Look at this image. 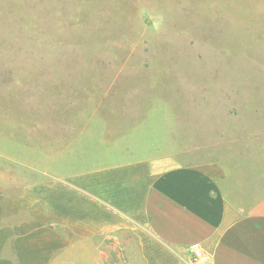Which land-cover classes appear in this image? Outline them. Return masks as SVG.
Returning a JSON list of instances; mask_svg holds the SVG:
<instances>
[{
	"label": "rangeland",
	"instance_id": "rangeland-1",
	"mask_svg": "<svg viewBox=\"0 0 264 264\" xmlns=\"http://www.w3.org/2000/svg\"><path fill=\"white\" fill-rule=\"evenodd\" d=\"M162 155L264 204V0H0V191Z\"/></svg>",
	"mask_w": 264,
	"mask_h": 264
},
{
	"label": "crops",
	"instance_id": "crops-1",
	"mask_svg": "<svg viewBox=\"0 0 264 264\" xmlns=\"http://www.w3.org/2000/svg\"><path fill=\"white\" fill-rule=\"evenodd\" d=\"M264 264V204L235 202L214 165L169 155L0 191V264Z\"/></svg>",
	"mask_w": 264,
	"mask_h": 264
},
{
	"label": "built area",
	"instance_id": "built-area-1",
	"mask_svg": "<svg viewBox=\"0 0 264 264\" xmlns=\"http://www.w3.org/2000/svg\"><path fill=\"white\" fill-rule=\"evenodd\" d=\"M193 259L196 263L202 264L207 260V256L202 252V250L196 244L190 246Z\"/></svg>",
	"mask_w": 264,
	"mask_h": 264
}]
</instances>
